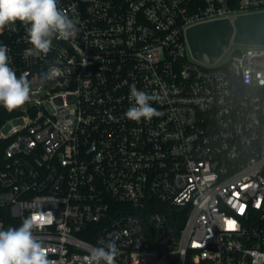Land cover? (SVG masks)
<instances>
[{
  "label": "built area",
  "instance_id": "2783aa9c",
  "mask_svg": "<svg viewBox=\"0 0 264 264\" xmlns=\"http://www.w3.org/2000/svg\"><path fill=\"white\" fill-rule=\"evenodd\" d=\"M79 21L39 58L25 26L0 34L31 100L0 114V226L39 217L56 264L115 240L116 264H264V45L193 58L189 27L264 0H60ZM61 70L41 88L38 76ZM163 115L125 117L130 89ZM240 88L238 91L237 88ZM163 90V91H162ZM229 221L235 227H229Z\"/></svg>",
  "mask_w": 264,
  "mask_h": 264
},
{
  "label": "clouds",
  "instance_id": "9594fccd",
  "mask_svg": "<svg viewBox=\"0 0 264 264\" xmlns=\"http://www.w3.org/2000/svg\"><path fill=\"white\" fill-rule=\"evenodd\" d=\"M60 0H0V34L5 29L15 32L16 25L25 26L27 42L30 48L24 50L25 58L42 55L47 57L53 48V40L69 41L77 34L78 20L69 16L59 7ZM61 75V70L50 66L48 71L38 76L42 88L48 81ZM163 91V90H162ZM32 81L26 73L17 76L10 67V56L7 45L0 44V106L11 112L22 108L32 98ZM133 105L125 112L131 121H150L153 117L163 115L151 106L150 102L163 104L167 92L151 95L139 91L133 85L130 89ZM50 213H40L45 217ZM40 219L28 216L19 227L0 226V264H56L49 258V249L37 238L34 231L40 230ZM119 249L115 240H108L103 246L92 247L84 256V264H116Z\"/></svg>",
  "mask_w": 264,
  "mask_h": 264
},
{
  "label": "water",
  "instance_id": "95a60500",
  "mask_svg": "<svg viewBox=\"0 0 264 264\" xmlns=\"http://www.w3.org/2000/svg\"><path fill=\"white\" fill-rule=\"evenodd\" d=\"M186 39L194 59L214 65L232 43L264 45V12L239 16L234 22L219 19L191 26Z\"/></svg>",
  "mask_w": 264,
  "mask_h": 264
},
{
  "label": "rangeland",
  "instance_id": "374dc122",
  "mask_svg": "<svg viewBox=\"0 0 264 264\" xmlns=\"http://www.w3.org/2000/svg\"><path fill=\"white\" fill-rule=\"evenodd\" d=\"M244 46H238V45H233L230 50L226 53V55L223 58V62H226L229 60V58L232 56L233 52L238 49V48H243Z\"/></svg>",
  "mask_w": 264,
  "mask_h": 264
},
{
  "label": "trees",
  "instance_id": "16d2710c",
  "mask_svg": "<svg viewBox=\"0 0 264 264\" xmlns=\"http://www.w3.org/2000/svg\"><path fill=\"white\" fill-rule=\"evenodd\" d=\"M260 93H261V95L263 96V99H264V89H261ZM2 111H3V107L0 106V114L2 113ZM3 147H5V145H3V144L1 145V143H0V164L3 161Z\"/></svg>",
  "mask_w": 264,
  "mask_h": 264
},
{
  "label": "snow or ice",
  "instance_id": "6c2138e0",
  "mask_svg": "<svg viewBox=\"0 0 264 264\" xmlns=\"http://www.w3.org/2000/svg\"><path fill=\"white\" fill-rule=\"evenodd\" d=\"M36 219H40V220H42L43 218H42V217H36ZM228 223H229V227H232V228L235 227V225H234L233 222L229 221Z\"/></svg>",
  "mask_w": 264,
  "mask_h": 264
}]
</instances>
